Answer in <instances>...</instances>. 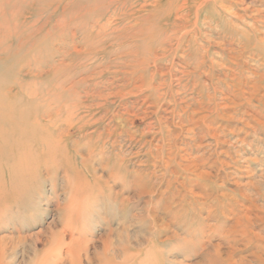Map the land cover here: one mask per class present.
Returning a JSON list of instances; mask_svg holds the SVG:
<instances>
[{
    "label": "rangeland",
    "instance_id": "374dc122",
    "mask_svg": "<svg viewBox=\"0 0 264 264\" xmlns=\"http://www.w3.org/2000/svg\"><path fill=\"white\" fill-rule=\"evenodd\" d=\"M0 102L79 123L55 132L69 166H30L2 201L6 264L60 231L83 264L107 245L129 264H264V0H0Z\"/></svg>",
    "mask_w": 264,
    "mask_h": 264
},
{
    "label": "bare ground",
    "instance_id": "6f19581e",
    "mask_svg": "<svg viewBox=\"0 0 264 264\" xmlns=\"http://www.w3.org/2000/svg\"><path fill=\"white\" fill-rule=\"evenodd\" d=\"M16 107L17 105H15V103L4 104V102H0V205L4 204L2 201L8 200L5 198L9 196V192L16 191L17 188H22L21 186H23V179H25L26 174L25 171H27L30 166L34 165L40 167L44 161L46 169L49 170V168H51L49 171H52L61 165H68V156L66 154L68 151L61 146V136L63 135L57 133V136L55 133L57 131V124L59 121H64L70 128L79 124L74 120L76 114H74V108L72 110L65 108L64 112L52 111L54 110L52 108L50 109L51 111L46 109L43 113H26L25 111H20V109ZM60 112L65 113V117L61 116ZM15 158H18L20 161L19 163L15 161L18 165L14 167L15 170L13 171V173L16 170L18 171V177H13L11 179V175L6 176L5 173H7L8 170L11 171L10 161ZM48 166L50 167L48 168ZM64 170H66V168ZM65 177L68 178L67 181L71 185L70 170L67 171ZM71 189L69 191H71ZM64 233L63 231H60V233L53 232L50 236L51 244L47 245L43 253L38 255V258L36 257L37 260H35V262L32 261V264H83L82 259L84 254L86 260L90 261L85 251L86 243H81L75 239L72 232L69 233L70 241L67 243L63 240L65 236ZM111 249H113L111 246L107 245L105 247L104 258L100 261V264L130 263L131 256H125L120 262H116L113 258L114 256L110 253ZM62 251L65 254L63 258L61 257ZM6 255V248H0V264H6ZM127 260H130L129 263Z\"/></svg>",
    "mask_w": 264,
    "mask_h": 264
}]
</instances>
